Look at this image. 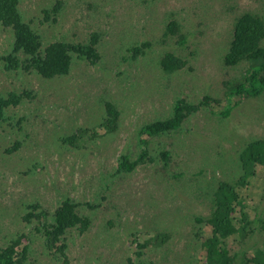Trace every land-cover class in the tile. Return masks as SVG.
I'll use <instances>...</instances> for the list:
<instances>
[{
  "label": "rangeland",
  "instance_id": "1",
  "mask_svg": "<svg viewBox=\"0 0 264 264\" xmlns=\"http://www.w3.org/2000/svg\"><path fill=\"white\" fill-rule=\"evenodd\" d=\"M16 7L43 53L56 42L96 40L98 58L70 51L68 71L52 78L6 70L2 57L15 34L0 25V96L19 99L0 123V248L18 239L16 250L27 247L21 264H206L211 227L195 218L211 214L218 184L235 183L246 171V147L264 139V92L231 94L250 67L223 62L237 18L264 21V0H17ZM172 21L179 28L169 32ZM165 54L186 64L165 73ZM205 96L209 105L176 130L139 136L171 117L177 100L197 105ZM106 102L118 112L109 131ZM142 149L141 164L116 173L120 155L135 159ZM258 176L241 192L251 195L247 212L262 217L264 167ZM65 199L90 224L67 229L50 248L45 227ZM257 227L239 249L229 241L230 252L251 257L264 244Z\"/></svg>",
  "mask_w": 264,
  "mask_h": 264
},
{
  "label": "trees",
  "instance_id": "2",
  "mask_svg": "<svg viewBox=\"0 0 264 264\" xmlns=\"http://www.w3.org/2000/svg\"><path fill=\"white\" fill-rule=\"evenodd\" d=\"M17 0H0V25L11 27L15 34L13 49L8 56L2 57L6 70L23 67L27 70H35L45 78H52L56 75L64 74L71 64L69 52L77 53L78 57L94 60L98 58L96 52V40H91L88 44H70L56 42L41 50V41L30 26L25 23L17 10ZM57 5L55 9H57ZM168 31H176V22L172 21L168 25ZM264 21L262 16L244 13L235 22L229 50L224 56V64L235 66L241 62L249 64V71L243 76L242 81L237 82L231 94H242L248 97L258 96L264 92ZM134 52L140 53V47H136ZM19 54L24 55V59L19 58ZM186 64L185 60L175 57L173 54H165L160 60V66L165 73L174 72ZM233 96V95H231ZM210 98L205 96L199 104H188L185 100H177L173 107V114L168 119L156 121L143 126L139 130V136H155L176 130L183 120L190 114L197 111L201 105H209ZM19 101L16 95L8 98L0 96V123L4 120V111L10 103ZM236 104V103H235ZM109 117L104 121L105 130H113L118 117V112L113 104L105 103ZM230 109L226 108L224 114L227 116ZM102 127V126H101ZM147 155V150L142 149L135 159H130L129 155H120L116 173L132 172ZM162 157H167V152L161 153ZM242 167L246 171L235 183L221 181L213 193V210L206 217H196L200 224H207L211 227V232L203 240L205 248L206 264H236L240 257V264H264V244L253 249L251 257L240 256L238 251L230 252L227 243L231 241L240 248V244L246 240L248 235L257 229L264 231V215L251 216L247 211L249 207V193L243 195L241 190L247 191L249 182L258 178L261 168L264 167V139H257L248 144L241 156ZM263 177V176H261ZM239 186V187H236ZM240 189V190H239ZM77 204L69 199H65L56 209L54 220L45 227L47 245L54 248L64 232L73 227L79 226L80 231L88 229L90 221L86 217H81L75 212ZM35 208L36 206H32ZM31 215V214H30ZM18 239L10 245L0 248V264H21L26 256L27 247L20 251L16 250ZM64 247V246H63ZM63 247L58 251L63 254ZM65 257V256H64ZM67 262V258H64Z\"/></svg>",
  "mask_w": 264,
  "mask_h": 264
}]
</instances>
